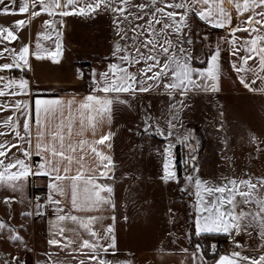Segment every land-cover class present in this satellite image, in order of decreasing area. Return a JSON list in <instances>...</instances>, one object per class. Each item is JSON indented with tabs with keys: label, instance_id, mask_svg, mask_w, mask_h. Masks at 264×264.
<instances>
[{
	"label": "snow or ice",
	"instance_id": "6c2138e0",
	"mask_svg": "<svg viewBox=\"0 0 264 264\" xmlns=\"http://www.w3.org/2000/svg\"><path fill=\"white\" fill-rule=\"evenodd\" d=\"M10 3L15 6L17 0ZM0 5L3 6L0 16H25L14 21L12 27L0 26V44L20 41L19 33L33 20L45 14L49 17L44 21L43 32L37 35L34 49L21 42L18 49L5 45L0 50V56L8 53L10 57V62L0 64V73H9L0 75V113H11L0 116V189L22 192L33 178L47 177L49 192L44 202L38 198L35 213L23 215L43 216L51 207L55 219L49 221L48 244L61 252H70L78 264H127L107 258L118 252L114 224L105 226L102 214L87 215L93 211L103 213L106 208L115 210L113 187L99 182L113 179L112 157L90 145L96 166L88 167L84 155L79 158L75 155L78 149L83 152L88 141L81 139L76 144L66 143V139L70 140L74 134L76 121L80 129L75 135L82 136L88 128L95 133L98 124L111 119L114 107L129 103L127 97L153 92L166 96L168 102L159 118L153 120L146 115L145 132L147 127H153L155 134L166 139L173 137L189 96L219 91L224 45L236 58L231 66L239 82L249 91L264 93V0H19L18 8L11 9L5 0H0ZM193 13L205 24L229 33L210 49L203 68L194 66L197 57L188 47L194 45L190 38ZM100 14L111 16L119 39L114 42L111 52L114 59L107 68L91 69L90 94L78 106L74 100L45 99L39 94L32 101L30 81L24 75H11L12 70L31 71L30 57L59 63L62 33L57 25H63V18L69 16L95 18ZM234 14L242 17L240 25L235 27L232 26ZM237 33L247 35L237 36ZM44 42H51L52 46L45 47ZM78 76L83 78L84 73L78 70ZM257 81L259 87H253ZM17 96L26 99H14ZM160 119L165 121L166 135L159 126ZM190 138L191 132L176 136L181 145ZM109 139V135H103L94 143L104 145ZM250 143L258 141L253 137ZM174 148L169 139L162 153L165 181L177 180L176 174L168 172L166 159V153ZM34 156H39L40 161L34 162ZM190 159L195 162V154ZM74 163L79 169L71 175ZM185 179L195 189L193 235L227 236L240 249L219 255L215 264H264V177L255 182L251 175L246 179L224 177L223 183H209L198 175ZM181 190L193 195L188 187ZM58 197L69 201L70 210L66 211L64 201ZM11 202L9 198L4 200L9 207ZM111 219L115 221V216ZM5 230L16 231L8 223L0 222V232ZM252 232L260 243L241 244L236 239L241 234L251 239ZM9 239L16 242L21 237L17 234ZM209 250L216 254L217 245L209 244ZM46 255L49 260L42 264H64L53 260L51 254ZM190 255L193 264H205L202 245L197 244ZM15 259L19 264V258Z\"/></svg>",
	"mask_w": 264,
	"mask_h": 264
},
{
	"label": "crops",
	"instance_id": "0c3cea01",
	"mask_svg": "<svg viewBox=\"0 0 264 264\" xmlns=\"http://www.w3.org/2000/svg\"><path fill=\"white\" fill-rule=\"evenodd\" d=\"M5 4L10 9L18 8L19 0L15 6L11 5L10 0H5ZM0 7L3 6L0 5ZM193 15L202 26L213 28L200 21L194 13ZM75 17L78 16L63 18L64 23ZM24 18L25 16L19 14L0 16V26L12 27L14 21ZM47 19L49 17L46 14L36 18L19 33L20 41L0 44V50L5 45L18 49L21 42L29 44L34 49L37 35L43 32V24ZM241 19L242 17L234 14L232 26H239ZM57 27L62 33L60 62L53 63L47 59L36 60L30 57L31 71L21 73L19 70H12L11 75L17 77L24 75L30 81L32 92L30 99L32 101L39 94L41 98L45 99H61L65 102L74 100L75 106H78L84 97L90 94L91 69L104 71L108 62H112L114 58L111 52L100 56L95 53H84V51L78 53V56L82 57L81 59L74 57L72 51L65 45L63 25H57ZM213 29L216 30L212 32L209 30V34L212 35L210 39L214 43L208 48L209 51L222 37L229 35L225 29ZM241 35L246 36L247 34L237 33V36ZM44 44L45 47L52 46L51 42H44ZM223 47L220 60L222 73L219 80V91L190 95L187 107L180 113L181 122L173 137L166 139L165 136L157 135L154 133L153 127H149L145 132L146 115L143 112L144 108L141 107L145 102L142 96L147 93L139 94L135 98L127 97L129 103L114 107L111 119L98 124L95 133L91 128H88L82 136L75 135V132L80 129L79 122H75L74 134L70 140L66 139V143L78 144L81 139L88 141L83 152L77 150L75 154L77 158L84 155V163L88 167H95L96 158L91 153V145L106 155H110L114 163V171L110 173L113 179H102L99 182L113 187L112 199L115 203V210L106 208L103 213L97 211L87 213V215L102 214L105 217L103 220L105 226L114 224L118 252L115 256L108 255L109 260L127 262V264H193L190 253L195 250L196 245L189 247L188 239L190 228L194 232L196 198L194 187L189 186L185 178L198 175L209 183H223L224 177L246 179L248 175H251L253 182L257 178L264 177V93L249 91L239 82L238 76L231 66L236 58L231 55L227 45ZM192 48L197 57L194 66L197 68L206 67L209 51L206 52V49H202L200 45H192ZM85 55L87 57H84ZM240 55L242 56L244 53L241 52ZM200 61H204V63L199 65ZM5 62H10L8 53L0 56V64ZM78 70L85 72V78L78 76ZM8 74L7 72L0 73V75ZM253 87H259V81ZM149 94L159 95V118L161 113L166 110L167 97L158 92ZM98 95L102 94L98 93ZM14 99H26V97L17 96ZM131 107H134L133 110L139 111L129 114L128 110L129 108L131 110ZM145 109L147 116L155 120L156 118L152 115V107L146 106ZM132 114L135 116H131ZM7 115H11V113H0V116ZM159 126L166 135L167 128L163 119H160ZM197 129L202 136L203 145L198 148L199 154L196 156V161L194 164L192 161L190 164H184L179 179L165 181L163 178L165 156L162 153L167 147L169 139L175 146H179L181 155L185 151V145H181L176 136L186 134V132H191L192 136L197 133ZM103 135H109L110 139L104 145L95 144L94 142ZM34 137L35 130L33 143H35ZM253 137L258 141L257 144L250 143ZM13 151L16 150L13 149ZM155 153H158V157L156 155L158 161L155 160ZM166 159L168 172L176 174L174 149L166 153ZM33 161L39 162L40 157L34 156ZM191 164L193 165L191 166ZM78 169L79 165L74 163L70 174L75 175ZM176 176L178 178L177 174ZM31 182L37 188L40 187V190L44 191L46 195L48 194L49 180L47 177H36ZM136 184L144 185L146 189L138 191ZM186 187L193 192V195L181 190ZM26 188L27 185H25V191L16 194L20 199V206L26 204ZM132 189L134 190L131 191ZM58 198L64 201L66 211L70 210L69 201L62 197ZM35 206L29 203L26 208L27 212L35 213ZM112 216H115V221L111 219ZM26 217L33 244L27 257V264H42L49 260L46 253L51 254L53 260L63 261L64 264H78V259H73L70 252H61L48 244V240L51 238L49 221L55 219L51 207L43 216L33 214ZM221 238L226 239V248H222L214 260L207 261L205 259V264H215L219 255L240 250L234 247L229 237ZM236 239L241 244L260 243L255 232H252L251 239L245 234L237 236ZM183 249H188V252H184ZM245 254L249 253L245 251ZM77 256L83 258L79 254Z\"/></svg>",
	"mask_w": 264,
	"mask_h": 264
},
{
	"label": "rangeland",
	"instance_id": "374dc122",
	"mask_svg": "<svg viewBox=\"0 0 264 264\" xmlns=\"http://www.w3.org/2000/svg\"><path fill=\"white\" fill-rule=\"evenodd\" d=\"M190 25V38L194 41V45H200L202 49L207 50L214 44L211 41L212 39L208 38L210 31L205 29L193 14L191 15ZM63 33L66 47L70 49L74 57L76 56L78 59L82 58L78 56V53L81 51H84V53H95L100 56L110 53L112 52L114 42L119 39L114 30L111 16L107 14H100L95 18L78 16L73 19H68L63 24ZM204 37H207V39L205 40ZM172 39L175 40V37H172ZM188 47L193 49L192 45ZM84 57L87 56L85 55ZM142 97L143 101L145 100L143 103L144 106L141 107L144 108V114L147 115L146 106L152 107V115L157 119L158 109L160 108V104H158L159 95H150L147 93V95ZM133 109L134 107H131V110L129 108L128 113L139 111ZM131 116L135 115L132 114ZM148 129L149 127H147V130ZM187 145L185 144V151L180 155L181 162H183L181 164V169H184V164L191 163L192 160L190 158L194 154L197 156L199 154L198 148L203 145L202 136L198 129L197 133L191 136ZM156 155L158 157V153H155V160L158 161ZM193 164H191V166ZM136 186L138 187V191H142V189L144 191V189H146L144 185L140 186V184H136ZM133 190L134 189L131 191ZM23 191H25V187ZM30 192L31 186L29 184L26 188V204L20 206V199L16 195L17 192L13 193L7 189H0V222L8 223L11 228L16 230L15 232H8L7 230L0 232V264H17L15 259L17 257L19 258V264H27V257L33 248V244L29 230V222L27 217L23 214L28 211L26 208L30 203ZM5 198H9V200L12 201L10 207L4 203ZM17 234L21 237V240L12 242L9 236ZM211 243H215L220 250L223 246H227V241L223 238H213L210 240V244Z\"/></svg>",
	"mask_w": 264,
	"mask_h": 264
},
{
	"label": "trees",
	"instance_id": "16d2710c",
	"mask_svg": "<svg viewBox=\"0 0 264 264\" xmlns=\"http://www.w3.org/2000/svg\"><path fill=\"white\" fill-rule=\"evenodd\" d=\"M205 29H208L210 30L211 32L212 31H215L216 29H213L211 27H204ZM212 37L211 34L208 35V38L210 39ZM209 50L207 49L206 52H208ZM199 65L203 64L201 63H198ZM84 73V78H85V72L83 71ZM85 81V79H84ZM181 158H180V148L178 145L175 146L174 148V163H175V169H176V174L178 175V178H180V173H181ZM33 191L34 192H39L41 191L40 190V187L37 188V186L33 185ZM189 237L190 239H188V246L191 247L193 245H197V244H200L203 246L205 252H206V255H205V259L207 261H212L216 258V256L218 255L220 249L217 248V253L214 254L212 251L209 250V244H210V240L213 239V238H221L223 237L222 235H217V236H208V237H202V238H197L193 235V230L192 228H190V232H189Z\"/></svg>",
	"mask_w": 264,
	"mask_h": 264
},
{
	"label": "built area",
	"instance_id": "2783aa9c",
	"mask_svg": "<svg viewBox=\"0 0 264 264\" xmlns=\"http://www.w3.org/2000/svg\"><path fill=\"white\" fill-rule=\"evenodd\" d=\"M30 186H31L30 204L31 205H36L38 198H39V200L41 202H44L45 197H46V193L44 191L34 192L33 191V183L32 182L30 183ZM222 248H226V246H223Z\"/></svg>",
	"mask_w": 264,
	"mask_h": 264
}]
</instances>
